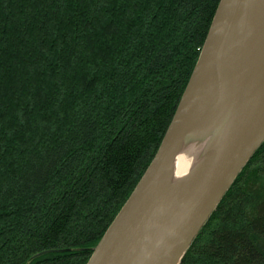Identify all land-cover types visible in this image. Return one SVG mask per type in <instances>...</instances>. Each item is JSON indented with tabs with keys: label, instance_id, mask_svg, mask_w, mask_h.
Here are the masks:
<instances>
[{
	"label": "trees",
	"instance_id": "trees-1",
	"mask_svg": "<svg viewBox=\"0 0 264 264\" xmlns=\"http://www.w3.org/2000/svg\"><path fill=\"white\" fill-rule=\"evenodd\" d=\"M219 0H0V264H86L150 164ZM181 264H264V143Z\"/></svg>",
	"mask_w": 264,
	"mask_h": 264
},
{
	"label": "water",
	"instance_id": "water-1",
	"mask_svg": "<svg viewBox=\"0 0 264 264\" xmlns=\"http://www.w3.org/2000/svg\"><path fill=\"white\" fill-rule=\"evenodd\" d=\"M150 164L86 264H181L264 143V0H219ZM184 148L195 154L178 174Z\"/></svg>",
	"mask_w": 264,
	"mask_h": 264
},
{
	"label": "bare ground",
	"instance_id": "bare-ground-1",
	"mask_svg": "<svg viewBox=\"0 0 264 264\" xmlns=\"http://www.w3.org/2000/svg\"><path fill=\"white\" fill-rule=\"evenodd\" d=\"M195 154L190 152L189 148H184L178 157L177 171L178 174H184L188 172L189 167L195 163Z\"/></svg>",
	"mask_w": 264,
	"mask_h": 264
}]
</instances>
